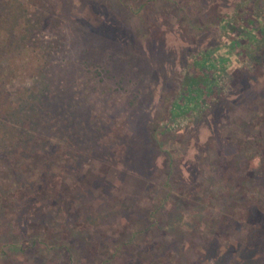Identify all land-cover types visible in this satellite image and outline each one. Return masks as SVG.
Segmentation results:
<instances>
[{
  "label": "rangeland",
  "instance_id": "obj_1",
  "mask_svg": "<svg viewBox=\"0 0 264 264\" xmlns=\"http://www.w3.org/2000/svg\"><path fill=\"white\" fill-rule=\"evenodd\" d=\"M0 92V264H264V0H0Z\"/></svg>",
  "mask_w": 264,
  "mask_h": 264
},
{
  "label": "trees",
  "instance_id": "obj_2",
  "mask_svg": "<svg viewBox=\"0 0 264 264\" xmlns=\"http://www.w3.org/2000/svg\"><path fill=\"white\" fill-rule=\"evenodd\" d=\"M4 96L5 95L2 94V92H0V153L9 152L14 147H16V144H17L14 141V133H13V128L15 127L16 124H14L13 126L8 124L12 116H14V118L16 119L15 120L12 119L11 121H21V122L31 117L30 115H23L22 112L17 113L10 104H5L3 101ZM20 113L22 114V120H21ZM17 116H20V117H17ZM58 118H60L61 120V117L59 115H58ZM28 134L31 135L33 133L31 132ZM97 213H100V211H97Z\"/></svg>",
  "mask_w": 264,
  "mask_h": 264
}]
</instances>
